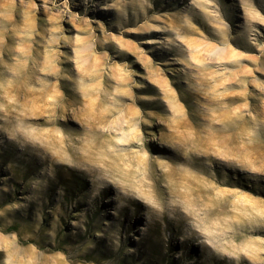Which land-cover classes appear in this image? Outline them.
Instances as JSON below:
<instances>
[{
  "label": "rangeland",
  "instance_id": "obj_1",
  "mask_svg": "<svg viewBox=\"0 0 264 264\" xmlns=\"http://www.w3.org/2000/svg\"><path fill=\"white\" fill-rule=\"evenodd\" d=\"M0 264H264V0H0Z\"/></svg>",
  "mask_w": 264,
  "mask_h": 264
},
{
  "label": "bare ground",
  "instance_id": "obj_2",
  "mask_svg": "<svg viewBox=\"0 0 264 264\" xmlns=\"http://www.w3.org/2000/svg\"><path fill=\"white\" fill-rule=\"evenodd\" d=\"M241 200V199H240ZM138 214V213H137Z\"/></svg>",
  "mask_w": 264,
  "mask_h": 264
}]
</instances>
